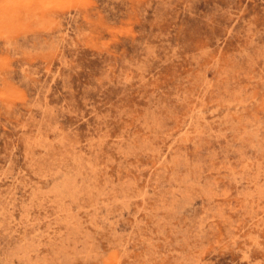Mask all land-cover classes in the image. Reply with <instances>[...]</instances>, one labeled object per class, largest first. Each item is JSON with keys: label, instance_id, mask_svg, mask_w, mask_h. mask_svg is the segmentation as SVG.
<instances>
[{"label": "rangeland", "instance_id": "obj_1", "mask_svg": "<svg viewBox=\"0 0 264 264\" xmlns=\"http://www.w3.org/2000/svg\"><path fill=\"white\" fill-rule=\"evenodd\" d=\"M0 264H264V0H0Z\"/></svg>", "mask_w": 264, "mask_h": 264}]
</instances>
